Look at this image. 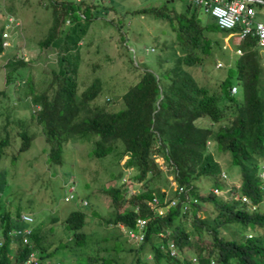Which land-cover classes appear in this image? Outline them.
<instances>
[{
	"label": "trees",
	"instance_id": "obj_1",
	"mask_svg": "<svg viewBox=\"0 0 264 264\" xmlns=\"http://www.w3.org/2000/svg\"><path fill=\"white\" fill-rule=\"evenodd\" d=\"M99 1L49 2L51 21L37 40L39 48L56 49V63L48 71L31 68L21 55L22 46L12 48L15 54L4 53L0 158L11 144H16L17 153L27 149L37 124L45 142L42 150L46 149L47 160L56 164L63 162L65 145L76 141L79 147L88 144L82 148L86 153L81 152L88 161L108 156L114 159L112 164L119 163L105 167L110 178L99 189L109 198V209L99 211L96 207L100 204L95 202L92 208L86 192L78 200L86 210L75 208L66 213L59 226L62 235L53 225L50 229L31 224L28 247L22 241L27 223L19 220L20 209L13 213L3 208L1 197L11 178L0 168V264H22L33 248L39 257L62 264H264V189L259 175L264 159V65L256 37L247 34L237 40L229 36L228 41L233 40L230 52L223 41L229 30L219 28L211 18L202 19L199 7L189 1L178 11L168 7L172 0L134 7L128 9L131 15L143 13L164 21L172 34L162 41L154 37L155 51L145 50L146 68L136 80L116 85L112 83L114 72L99 77L98 65L90 63L89 82L82 85L78 66L86 63L81 57V41L97 16V7L108 16L105 22L115 26L121 42L128 30L120 13L107 12L113 10V0ZM250 4L254 9L261 3ZM15 14L13 3L0 5V53L9 48L2 44L7 38L2 36L7 31L4 24L13 25L18 19ZM12 15L14 18L8 19ZM123 48L127 64L136 69ZM216 58L226 63L221 77L210 73ZM196 68L206 73L205 80L219 79L207 85L194 74ZM233 84L236 89L230 92ZM99 94L103 95L100 102ZM17 105L27 110L24 116H11ZM198 119L203 122L197 123ZM17 153L11 155V162ZM157 153L173 173V190L159 189L158 182L166 181L154 160ZM220 153L229 155L225 169H235L237 177L228 174L238 178L237 185H228L226 176H221L225 169L214 158ZM99 171L89 173L91 181ZM125 175L127 181L122 179ZM81 181L82 186L89 185L85 179ZM178 187L182 191L175 204L162 212L152 206L155 196L158 204H166ZM211 188L226 190L220 196ZM242 196L255 207L248 208ZM207 203L212 204V210L204 208ZM94 216L100 218L96 223L103 230L111 228L106 234L83 231ZM136 218L146 220L141 241L132 243L118 231L117 224L136 230ZM168 240L175 255L168 254ZM120 251L131 253V258L120 260Z\"/></svg>",
	"mask_w": 264,
	"mask_h": 264
},
{
	"label": "rangeland",
	"instance_id": "obj_2",
	"mask_svg": "<svg viewBox=\"0 0 264 264\" xmlns=\"http://www.w3.org/2000/svg\"><path fill=\"white\" fill-rule=\"evenodd\" d=\"M50 1L51 0H0V5L2 4L3 6L13 3L14 8L17 9V14L14 16L18 17V19L13 20V25L11 23L4 24L5 27H7V38L3 40V44L4 46H9V48L0 53V67L4 61V53L10 51L15 54L16 51L12 48L16 45L22 46L21 55L24 56L31 68L48 71L50 67L55 65L56 49L54 47L39 48L37 42V40L42 37L40 33L43 32L44 34L51 21V8L48 6ZM100 1L106 3L109 0ZM163 1L165 0H113V10L107 12L113 14H115L114 12L120 13L121 22L126 21L128 26V30L125 33L126 37L122 42L118 39L119 35L114 29L115 26L105 22L108 16L105 15L106 13H103L104 10L99 6L97 7V16L89 23L87 33L81 41V57L86 63L78 66L79 77L83 80L80 81L82 85L89 82L90 63L98 65L96 75L99 77L108 76L114 72L115 77L112 83L116 85H118V81L121 82L124 80L131 82L136 80L138 74L146 68L143 64V61L147 60V56L144 53L145 50L148 51V53L155 51L154 37L157 36L156 38L162 41L164 37H169L170 34H172V29L166 22L155 19L150 15L147 16L143 13L131 15L128 9L148 6L150 4H160ZM187 1L188 0H172L168 4V7L172 6L178 11L183 8ZM254 10V18L264 21V4L255 5ZM198 12L202 19H212L209 14L201 11L200 8ZM14 16H9L8 19H13ZM229 36H232V39H234L232 34L227 33L223 36V41L227 49L232 52L233 49L231 45L233 44V40L228 41ZM119 42H121V44ZM123 47L129 52L131 62L133 65H136V69H133L129 66L130 64H127L128 61L126 60V53L123 52ZM260 49L262 51L264 65V51L262 48ZM235 52L237 53V51ZM5 55H7V53ZM123 59H125V66L123 64ZM224 64L226 63L222 59L216 58L213 67L210 68V73H215L218 77H221L224 72L221 67ZM204 73L205 72L199 68L194 69V74L198 75L201 80H205L204 77L206 73ZM218 77L205 80L206 84H213L219 79ZM3 87L4 85L0 84V88L2 89ZM102 99L103 95L99 94L97 101L100 102ZM116 100L115 102H118ZM26 112L27 110L25 108H21L17 105V108L15 107L12 113L13 115L11 114V116H24ZM3 120L4 118L0 117V125ZM202 122L201 119L197 120V123ZM36 126L37 129L36 132H34L31 145L27 149L17 153L16 144H11L6 149L7 153L0 158V168L6 169L8 178H11L6 185L1 200L5 205H3V208H9L13 213L19 209L21 212H29L33 217V221L30 224L34 227L42 228L45 226L53 229V225L54 230L62 235L63 231L59 226L66 213L75 208L86 210V207H83L78 202L79 199L84 198L86 192H89V195L85 197V199H90L92 208L94 207L93 202H95L96 204H100L96 207L99 211L103 209V212H105L104 209H109V198L105 193L100 192L99 189L104 182L110 178L105 167L114 168L116 165L119 166V163L112 164L114 159L111 160L108 156L88 161L87 159L89 157L82 155L81 152L85 154L86 149L82 148L89 145L83 144L79 147L77 141L75 143L72 142L68 146L65 145V149H62L63 162L56 164L55 162L49 161L46 158L47 150H42L45 144L43 141V133L41 132L40 126L38 124ZM12 133L14 132L12 131ZM12 133L10 135H12ZM0 134H2L1 130ZM208 145L209 148L212 149L211 143ZM16 153V159L11 162V155ZM215 154L214 158L219 162L220 166L225 169L229 160V155L227 153ZM154 160L157 162L161 169V174L166 181L163 182L164 184L160 183V181L158 182L159 189L167 191L170 188L173 190L176 187V183L172 177L173 173L170 171L169 165L163 161L158 153L154 154ZM65 162L67 163L64 164ZM69 163L72 167H70ZM82 165L86 166L82 167ZM94 169L100 171L95 176V180L91 181L90 176L92 174L90 175L89 173L96 171ZM69 171H72L70 175ZM223 172L228 180V185L231 183L238 184V178H231L228 174L229 172L230 174H236L234 168H231V170L229 169V172L225 169ZM235 176L237 177V174ZM83 179L89 184L87 187L82 186L83 181L81 180ZM122 179L127 181V176H123ZM73 187L75 188L74 197L64 200V195L69 194ZM219 192L220 191H218V194L222 196ZM203 206L209 210L213 209L211 203L203 204ZM200 211L198 214H201ZM99 219V217L94 216L85 225L84 229L86 234L98 231L100 235H104L111 229L103 230L102 225L96 223V220ZM116 230L117 228L114 227V231ZM118 231L124 233L120 225L118 226ZM138 253L141 252L138 251ZM119 254L121 255L119 257L120 260L128 261L131 258V253L129 252L120 251ZM147 258L149 259V256Z\"/></svg>",
	"mask_w": 264,
	"mask_h": 264
},
{
	"label": "built area",
	"instance_id": "obj_3",
	"mask_svg": "<svg viewBox=\"0 0 264 264\" xmlns=\"http://www.w3.org/2000/svg\"><path fill=\"white\" fill-rule=\"evenodd\" d=\"M79 1V0H73ZM197 5L201 11L209 14L219 28L230 30L231 34L236 35L237 39L247 34L256 37L257 44L264 49V21L255 20L254 9L250 3H264V0H188ZM237 26V28H234ZM236 51L239 52L237 49ZM236 87L232 85L230 92H234ZM260 176L264 177V164L261 166ZM180 189V188H179ZM216 191V189H214ZM245 199V197H242ZM173 198L170 203L175 202ZM155 201V200H154ZM28 218L27 216H23ZM143 220H139L142 222ZM1 244V240H0ZM53 264H60L55 262Z\"/></svg>",
	"mask_w": 264,
	"mask_h": 264
},
{
	"label": "clouds",
	"instance_id": "obj_4",
	"mask_svg": "<svg viewBox=\"0 0 264 264\" xmlns=\"http://www.w3.org/2000/svg\"><path fill=\"white\" fill-rule=\"evenodd\" d=\"M259 3V2H258ZM261 4H264V3H261ZM213 19V18H212ZM214 20V19H213ZM5 26V25H4ZM228 30V29H227ZM231 31L229 30V32L228 33H230ZM231 34V33H230ZM233 36H234V38L235 39H237L236 38V35H234V34H232ZM2 36H4V37H6V30H4V32L2 33ZM5 40V39H4ZM238 40V39H237ZM2 44H3V41H2ZM4 45V44H3ZM258 45V44H257ZM259 46V45H258ZM260 47V46H259ZM260 48H262V47H260ZM263 49V48H262ZM237 50V49H236ZM263 51H264V49H263ZM238 52V51H237ZM234 85V84H233ZM235 86V85H234ZM262 164H264V159L263 160H261L260 161V171H261V166H262ZM221 176L223 177V176H225V174H224V172L223 171H221ZM259 175H260V173H259ZM262 184L261 185H263V189H264V177H262ZM180 188V189H179ZM214 189H216V191H214ZM74 190H75V188L73 187V189H72V191L69 193V194H66V195H64V200H67V199H69V198H71V197H74V195H75V193H74ZM224 190H226V189H217V188H211V192H213L214 194H217L218 195V191H220L219 193H222ZM182 191V189H181V187H178V192H177V194L175 195V196H173L172 198H170L169 199V201L166 203V204H158V200H157V198H156V196L152 199V206H154L155 208H157V211L158 212H162V211H164L170 204H175L177 201H178V199H179V197H178V193L179 192H181ZM242 197H245V196H242ZM240 198L242 201H244V202H246V204L247 205H249L248 206V208H250V209H253L254 207H255V203H253V202H251L247 197H245V199H243V198ZM173 198H175L176 200H175V202L174 203H170V201L173 199ZM155 200V201H154ZM85 200H82V202H84ZM163 207H165L164 208V210L162 209ZM186 207L184 206L183 207V209H185ZM23 216H27L28 218H24ZM88 217V219H89V216H87ZM18 218H19V220L20 221H22V222H24V223H27V226L25 227V228H23V232H24V234H23V237H22V241L25 243V244H27V246L28 247H30L31 245L29 244V241H27V235L30 233V226H31V222L33 221V217H32V215L29 213V212H19V215H18ZM92 219V218H91ZM90 219V220H91ZM90 220H88V222L90 221ZM139 220H143L142 222H139ZM145 220H146V218H136V220H135V225H136V230H125L124 229V227L122 226V224H117V227L120 225L121 226V228H122V230L124 231V233H125V235H126V237H127V239L130 241V242H132V243H138V242H140L141 241V239H142V237H143V232H142V229H141V227H142V225L144 224V222H145ZM85 225L83 226V231L86 233V231H85ZM17 230H19V229H17ZM13 232L15 231V229H13L12 230ZM160 235H161V233H160ZM91 238H89L88 237V240H90ZM0 240H1V244H0V247H1V245H2V238H1V236H0ZM167 248H168V254L169 255H175L176 254V251H175V248H174V245H173V243L172 242H170L169 240L167 241ZM147 257H148V255H147ZM55 262H58V263H60V264H62L61 263V261L60 260H57V259H53V258H46V257H39V255H38V253H37V251L33 248V249H31L28 253H27V255L24 257V259H23V261H22V264H53V263H55Z\"/></svg>",
	"mask_w": 264,
	"mask_h": 264
},
{
	"label": "water",
	"instance_id": "obj_5",
	"mask_svg": "<svg viewBox=\"0 0 264 264\" xmlns=\"http://www.w3.org/2000/svg\"><path fill=\"white\" fill-rule=\"evenodd\" d=\"M165 207H163L162 209L164 210Z\"/></svg>",
	"mask_w": 264,
	"mask_h": 264
},
{
	"label": "crops",
	"instance_id": "obj_6",
	"mask_svg": "<svg viewBox=\"0 0 264 264\" xmlns=\"http://www.w3.org/2000/svg\"><path fill=\"white\" fill-rule=\"evenodd\" d=\"M263 21V20H262Z\"/></svg>",
	"mask_w": 264,
	"mask_h": 264
}]
</instances>
